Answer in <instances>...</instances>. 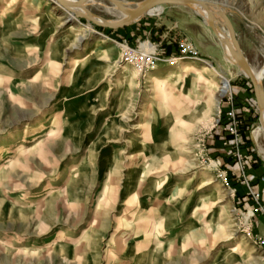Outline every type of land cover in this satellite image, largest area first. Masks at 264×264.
<instances>
[{"label":"rangeland","instance_id":"374dc122","mask_svg":"<svg viewBox=\"0 0 264 264\" xmlns=\"http://www.w3.org/2000/svg\"><path fill=\"white\" fill-rule=\"evenodd\" d=\"M208 1L264 88V0ZM258 126L249 81L189 9L99 30L53 0H0V264H264L247 172H264Z\"/></svg>","mask_w":264,"mask_h":264},{"label":"water","instance_id":"95a60500","mask_svg":"<svg viewBox=\"0 0 264 264\" xmlns=\"http://www.w3.org/2000/svg\"><path fill=\"white\" fill-rule=\"evenodd\" d=\"M68 14L77 20H84L98 29L120 30L142 19L155 8L163 6L182 7L189 9L193 15L210 29L218 41L224 59L234 65L249 81L252 88L258 112V123L264 133V88L258 81L244 57L236 39L233 25L229 19L231 15L222 5L208 0H142L135 4L121 0H103L114 7L121 19L106 20L88 9L89 2L94 0H53ZM228 52V57L226 55Z\"/></svg>","mask_w":264,"mask_h":264},{"label":"built area","instance_id":"2783aa9c","mask_svg":"<svg viewBox=\"0 0 264 264\" xmlns=\"http://www.w3.org/2000/svg\"><path fill=\"white\" fill-rule=\"evenodd\" d=\"M141 57L143 58L144 55L140 56L139 58L140 60H142ZM234 101L235 100L233 99V97L230 94H228L227 111L223 116L224 118L223 130L225 131V134L232 139V142L234 143L235 147H237L236 156L239 160L240 154L238 153V147L243 145L244 137L243 134L241 133V124L243 123L244 120L243 119H242L243 121L241 120L240 112L238 110V105ZM222 177H223V183L225 187H227L229 184L227 183L226 178L224 176ZM251 195L253 201L255 202V208L253 212H260V214L263 215L264 217V211L260 206V204L258 203L259 202L258 194L251 193Z\"/></svg>","mask_w":264,"mask_h":264},{"label":"crops","instance_id":"0c3cea01","mask_svg":"<svg viewBox=\"0 0 264 264\" xmlns=\"http://www.w3.org/2000/svg\"><path fill=\"white\" fill-rule=\"evenodd\" d=\"M122 30V29H121ZM166 44H169L168 42H166ZM164 51L168 54L170 53L171 55H176V52H174L172 50V48H168V47H164L163 48ZM176 50V48H175ZM233 89V93L236 97H241V89L237 86V84H234V86L232 87ZM250 93V90L248 91ZM246 94V92L244 93V95ZM248 96V95H247ZM236 102H237V99H235ZM218 138H216V144H219ZM218 142V143H217ZM222 152V150L220 151ZM220 157L224 156L222 154H219ZM222 161H227L225 159H222ZM228 169V175L229 177L231 178L232 175H234L236 172L234 171V167H233V171H229L230 170V167H226ZM235 170H236V167H235ZM248 177L250 178L251 180V189L254 190V191H257L260 193L261 195V198L264 200V181L261 180L263 179V176H264V172L260 169V167H258L257 165L253 166L252 169L248 170ZM233 189L235 190V193H236V196L237 197H240V196H245L246 195V188L242 185H240L239 183H234L233 182Z\"/></svg>","mask_w":264,"mask_h":264},{"label":"bare ground","instance_id":"6f19581e","mask_svg":"<svg viewBox=\"0 0 264 264\" xmlns=\"http://www.w3.org/2000/svg\"><path fill=\"white\" fill-rule=\"evenodd\" d=\"M51 1V0H50ZM96 1V0H94ZM94 1H91L89 2V6L90 4H93L95 3ZM56 4V3H55ZM57 5V4H56ZM58 6V5H57ZM59 7V6H58ZM61 8V7H60ZM110 7H104L102 6L101 9L105 12V13H110L112 16H114L116 19H121L122 18V15H120L119 13L116 12V10L114 9V7L110 8ZM62 9V8H61ZM71 15V14H70ZM73 16V15H72ZM228 54V52L226 51V55ZM228 57V56H227ZM229 58V57H228ZM252 71H253V74L255 76V78L260 81L262 79V75L261 73L258 71L259 70H254L252 67H251ZM264 70V68H262ZM241 73V72H240ZM257 73V74H256ZM241 75H243L241 73ZM224 86L223 88H226V81L223 82ZM252 139L254 140V142L258 143V140L259 139H262L264 141V135H263V130L260 126L258 127H255L254 130L252 131ZM259 151H260V154L262 155V158L264 159V148H259Z\"/></svg>","mask_w":264,"mask_h":264},{"label":"trees","instance_id":"16d2710c","mask_svg":"<svg viewBox=\"0 0 264 264\" xmlns=\"http://www.w3.org/2000/svg\"><path fill=\"white\" fill-rule=\"evenodd\" d=\"M100 30V29H99Z\"/></svg>","mask_w":264,"mask_h":264}]
</instances>
